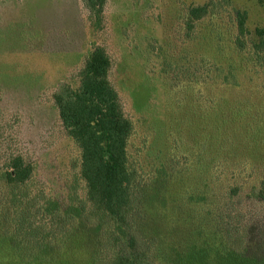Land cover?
Listing matches in <instances>:
<instances>
[{"label": "rangeland", "instance_id": "rangeland-1", "mask_svg": "<svg viewBox=\"0 0 264 264\" xmlns=\"http://www.w3.org/2000/svg\"><path fill=\"white\" fill-rule=\"evenodd\" d=\"M263 29L264 0H108L99 28L84 0H0V264H111L99 249L112 218L54 101L62 87L78 89L96 48L111 61L108 81L132 125L120 210L146 184L145 236L157 222L162 229L144 264H169L178 250V194L166 192L168 209L157 195L169 177L233 225L262 221ZM17 159L30 170L24 183L6 180Z\"/></svg>", "mask_w": 264, "mask_h": 264}, {"label": "trees", "instance_id": "trees-1", "mask_svg": "<svg viewBox=\"0 0 264 264\" xmlns=\"http://www.w3.org/2000/svg\"><path fill=\"white\" fill-rule=\"evenodd\" d=\"M107 2L84 0L97 28L103 23ZM191 13L200 19L204 11L194 9ZM259 33L264 36V29ZM261 47L264 49V43ZM110 70L108 56L101 49H94L79 73L78 89L64 86L54 94V101L63 125L83 150V175L112 218L111 234L99 251L108 250L112 254L111 264H144L143 254L159 252L162 229L159 231L157 222L148 231L151 238L145 236L152 218L143 207L146 209L145 199L153 196L145 197L146 184L136 185L134 193L138 201L133 207L128 212L120 210H125L121 206L127 181L125 145L132 125L124 117L117 92L108 81ZM29 176L30 170L17 159L12 161L6 180L24 183ZM173 178L169 177L166 187H161L157 194H164L161 199L167 209L171 199L166 192L178 194L172 203L178 250L169 264H264V219L259 222L252 219L249 225H244L238 218V225H233V215L215 207L213 202L198 206L184 198L181 178L179 185H175L178 190L172 187Z\"/></svg>", "mask_w": 264, "mask_h": 264}]
</instances>
